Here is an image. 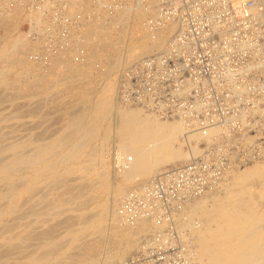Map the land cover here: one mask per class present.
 Listing matches in <instances>:
<instances>
[{"label":"bare ground","instance_id":"obj_1","mask_svg":"<svg viewBox=\"0 0 264 264\" xmlns=\"http://www.w3.org/2000/svg\"><path fill=\"white\" fill-rule=\"evenodd\" d=\"M164 3L0 0L4 36L18 20L28 23L0 45V264H97L102 253L110 254L100 264H123L129 252L152 247V236L170 222L182 245L181 260L172 264H264V206L257 200L264 198V141L254 140L264 135V80L254 85L257 95L243 87L246 78L223 82L230 122L204 130L190 128L192 118L161 114V101L151 100L156 88L132 100L121 92L131 68L160 63L158 54L183 45L170 43L178 20L161 10ZM246 11L264 23L256 6ZM213 22L222 37L230 21ZM253 28L244 26L243 33ZM250 51L253 58L243 66L262 71L264 38ZM243 96L254 98L244 113L236 104ZM195 154L215 166L224 161L213 175L206 171L205 181L201 177L199 193L169 207L167 219L161 199L146 197L154 194L149 184ZM161 178L170 182L174 176ZM201 182H186L179 191L199 190ZM134 195L139 203L127 215L121 206L128 196L134 203Z\"/></svg>","mask_w":264,"mask_h":264},{"label":"built area","instance_id":"obj_2","mask_svg":"<svg viewBox=\"0 0 264 264\" xmlns=\"http://www.w3.org/2000/svg\"><path fill=\"white\" fill-rule=\"evenodd\" d=\"M233 3L230 0H177L173 6L170 0H165L161 10L174 14L178 20L176 33L172 36L170 43L176 46L174 48H177L176 41H183L181 42L183 45L170 54H158L157 56L161 58L160 63L149 60L144 61L141 67L131 68V71L126 75L128 86L121 91L122 94L131 99L134 95L138 96L141 90L147 92L156 88L151 92V100L155 105L158 100L161 101V114L167 113L175 117L192 118L196 124L193 123L190 128L199 130H204V127L211 126L220 120L229 124L232 107L228 104L230 99L227 98V103L224 101L223 97L227 95V92L225 88H222L224 87L222 83L230 79H233L235 83H243V79L246 78V84L243 83V87L257 95L260 89L254 85L264 80V68L262 71H256L255 68L243 66L253 58V56L249 58L252 53L250 50L255 49L259 41L264 38V23L251 17L246 10L256 6L264 14V0H233ZM204 4H209L211 7L203 10ZM192 7L201 8V10L193 14ZM58 17L61 18L57 15V20H59ZM213 21L225 22V24L230 21L227 31L222 37L212 30ZM238 24H240L239 28H237ZM244 26H253L254 28L250 32L243 33ZM239 37L248 39L251 37L253 42L232 41ZM153 56H150L149 59H152ZM239 67L242 69H239L238 73L234 71ZM215 82L221 87L217 88ZM250 83L254 84L249 86ZM121 86L123 87L122 83ZM235 87L238 88L237 85ZM261 93L263 92L261 91ZM249 99L247 101L243 96L242 100L236 102L241 106L239 111L244 113L245 109L253 104L254 98L251 96ZM259 107L263 109L264 102H261ZM226 113L228 116L225 115ZM247 120L249 119L247 118ZM247 130L253 134V128L249 127ZM263 136V134L255 135L254 140L256 142L264 141ZM209 148L212 147L209 146L206 149ZM200 155L195 154L181 164L161 170V173L151 180L149 185L153 186L154 194L148 192L146 197L150 199L155 196L161 199V214L165 218L170 217L169 207L172 204H179L185 195L199 193L203 189L206 175L208 176L207 172L213 175L224 161L217 159L218 165L215 166L214 162L204 160ZM166 174L173 175L174 179L165 182L161 177ZM201 177L204 178L202 182L200 181ZM193 181L197 185L201 182L199 190L190 191L188 186L186 194L179 191L184 183L187 182L191 185ZM129 198L130 196L121 206L123 209H127V215H131V212L135 211L133 207L139 203L136 197L134 203L129 202ZM171 199H174L175 202L172 203ZM143 204L142 202L138 206H143ZM152 237L155 242L152 247L146 251L138 250L132 256L127 257L123 264H172L173 261L181 260L179 250L182 247L181 241L171 222L162 232L154 234Z\"/></svg>","mask_w":264,"mask_h":264},{"label":"rangeland","instance_id":"obj_3","mask_svg":"<svg viewBox=\"0 0 264 264\" xmlns=\"http://www.w3.org/2000/svg\"><path fill=\"white\" fill-rule=\"evenodd\" d=\"M19 21V22H18ZM17 21V23L15 24V25H13V26H11V31L6 35V36H4V32L1 30V28H0V45L1 44H4V41L6 40H8L9 38H13L15 35H17L18 33V31L20 30V31H22V30H26L27 29V27H28V23L27 22H21V20H18ZM18 29V30H17ZM1 36H2V38H1ZM5 41V42H6ZM2 46V45H1ZM127 69H128V67H126ZM125 68V69H126ZM119 71H120V69H118ZM122 70V69H121ZM120 74V73H119ZM118 77V79L116 80V81H119V79H120V75L119 76H117ZM117 86V85H116ZM119 96V95H118ZM13 104V103H12ZM3 105H5V107L3 106ZM2 106V109H3V111H8V109L10 108V106L8 105V102H5L4 104H3ZM9 107V108H8ZM5 108V109H4ZM7 108V109H6ZM112 115V114H111ZM110 115V116H111ZM110 116L108 117V119L107 120H110L109 118H110ZM40 120L41 121H44V119L42 118V115H40ZM48 118V117H47ZM52 120H54V117H53V114H51V118H48V123L49 122H51ZM48 123H47V121H44V123L43 124H45V126L46 125H48ZM52 124H53V122H52ZM54 125V124H53ZM101 135V132L98 134V136H97V138L95 139V141H93V143L94 144H97L99 141H100V136ZM112 139H109L108 140V143L107 144H109V146L111 147H109L110 148V153H111V150H112V141H111ZM198 141V140H197ZM93 143H89V146H91V144H93ZM111 143V144H110ZM114 153H115V151L113 152V156H115L114 155ZM111 158H112V154H111ZM112 160V159H111ZM109 161V162H108ZM108 161H107V173L109 172V168H110V157H109V159H108ZM112 163H113V161H111ZM130 186L131 185H129V187L128 188H130ZM110 189H108V199L110 200V193H111V189H112V187H111V183H110V187H109ZM257 189H259V186H254V190H257ZM110 190V191H109ZM264 198H262V199H258L257 198V200H258V203L260 204V207H263L264 206V200H263ZM261 201V202H260ZM263 205V206H262ZM143 240V238L140 240V241H142ZM139 249H137V250H133V251H131V252H129L128 254H126L125 256L126 257H129L130 255L132 256L134 253H136L137 251H138ZM132 253V254H131ZM110 254V253H109ZM109 254H105V253H102V254H100L99 256H97L95 259H96V262H97V264H100L101 263V259H102V257L104 258V257H106L107 255H109ZM105 255V256H104ZM126 257H125V259H126ZM100 260V261H99ZM123 261V260H122ZM118 263H120V262H116L115 264H118Z\"/></svg>","mask_w":264,"mask_h":264}]
</instances>
